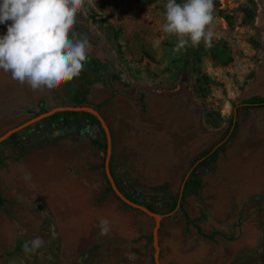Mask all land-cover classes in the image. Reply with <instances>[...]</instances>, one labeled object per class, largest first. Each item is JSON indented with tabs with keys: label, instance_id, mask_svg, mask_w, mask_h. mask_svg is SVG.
I'll use <instances>...</instances> for the list:
<instances>
[{
	"label": "rangeland",
	"instance_id": "1",
	"mask_svg": "<svg viewBox=\"0 0 264 264\" xmlns=\"http://www.w3.org/2000/svg\"><path fill=\"white\" fill-rule=\"evenodd\" d=\"M166 3L84 0L74 30L89 40L86 61L99 66L102 76L97 80L123 86L138 102L136 124L123 123L122 134L112 137L111 172L128 196L166 215L159 227L163 263L216 264L221 248L228 254L241 248L244 254L257 242L255 231L264 229V108L242 112L225 150L194 175L200 188L190 190L183 201L180 191L195 160L224 140L233 106L264 97V0H214L212 42L202 40L198 46L189 42L179 51H174L177 37L162 30ZM6 32L7 25H1L0 36ZM5 75L0 69V135L54 107L75 106V92L88 91L76 78L54 90L34 91L18 81L16 87L1 84ZM94 125L106 143L102 129ZM61 145L49 161L48 186H43L49 203L45 210L51 216L47 227L35 231L51 237L31 251L38 253V264H72L87 257L81 253H104L109 248L144 250L154 264V220L107 193L104 151L90 144ZM77 166L81 169L75 173ZM58 181L78 190L65 193L64 185L53 187ZM64 194L69 202H64ZM178 201L205 234L224 236L218 237L219 244L187 226L177 210H169ZM101 219L109 222L104 236L99 234ZM17 250H23L22 241ZM0 262L7 264L9 258Z\"/></svg>",
	"mask_w": 264,
	"mask_h": 264
},
{
	"label": "crops",
	"instance_id": "2",
	"mask_svg": "<svg viewBox=\"0 0 264 264\" xmlns=\"http://www.w3.org/2000/svg\"><path fill=\"white\" fill-rule=\"evenodd\" d=\"M3 80L4 83L1 84L13 83L14 87L18 83L12 77H7L6 75ZM91 80V83L88 82L87 84V94L85 97L80 98L82 106L92 107L95 110L98 107L99 109L101 108V115L109 126L112 137H114V133L117 135L122 134L123 123L132 126L131 123L133 122L135 125L138 117V102L136 99L133 100L129 97L123 86L108 85L104 81L94 80V78ZM2 90L0 88L1 95ZM21 109H17V114L21 112ZM2 118L3 115H0V122ZM43 125L38 128L29 127L30 132L28 131L29 133L27 132L26 135H18L20 134L18 133L14 139L3 144L0 143V197L5 201L4 206L0 207V259L8 257L9 263L7 262V264H38V258L35 259L38 253L33 255L31 251L25 252V248H29L31 241L36 237L41 238L44 242L51 237V233H49L50 237L47 238H43L42 235L39 236L40 232L35 231V228L44 227L45 225L47 227V222L51 216L49 211L45 210L46 207H49V203L44 196V192L47 189L43 186H48L46 177L49 174V161L57 156L56 152H59V149L62 148L61 144H90L91 148H96L97 150V146L93 145L92 141L102 143L100 139L102 135L99 129L88 119L67 118L60 119L55 125ZM78 153L80 156L82 155L81 152ZM95 154H97V151H95ZM80 167L70 168L75 172V170H80ZM7 176L9 177V185L7 184ZM17 177H20L19 181ZM57 185H64L65 189L63 190L65 193L71 188L74 191L78 190L76 186L67 187L65 181L63 183L58 181L53 184V187ZM53 189L56 190V188ZM64 196L65 194L63 195L64 202H67L68 200ZM179 201L174 211L178 210ZM258 206L256 205V208ZM44 216L47 218L46 221L43 219ZM187 226L193 228L191 225ZM236 230V233L241 237V229L237 228ZM218 237L223 238L224 236L221 233H217L213 241L206 240L219 244ZM251 238L253 239V237ZM254 239L257 241L256 244L252 245L250 250L244 254L241 248L237 250V253L230 254L226 253L224 248H221L215 254L216 264H264V247L260 249L264 244V229H261V227L260 230L257 229ZM20 241L23 242V250L19 251L17 248ZM253 246H257V248ZM87 252L86 254H80L81 256L82 254L84 256L87 255V259H84V257L82 259L80 256V261H74L72 264H150L144 250L141 253H135L125 248L121 250L109 248L104 250V253L103 251L93 252L91 250ZM99 252L103 253L104 256L99 257L101 255ZM41 255L43 259H49V255ZM160 263L164 264L161 251ZM0 264L2 263L0 262ZM40 264L45 263L42 261ZM170 264L178 263L170 260Z\"/></svg>",
	"mask_w": 264,
	"mask_h": 264
},
{
	"label": "clouds",
	"instance_id": "3",
	"mask_svg": "<svg viewBox=\"0 0 264 264\" xmlns=\"http://www.w3.org/2000/svg\"><path fill=\"white\" fill-rule=\"evenodd\" d=\"M83 6L84 0H0V25H7L0 36V69L34 91L54 90L79 77L90 47L88 38L74 30ZM213 11L214 0H167L162 30L177 37L174 51L189 42H212ZM98 227L101 236L110 231L106 219ZM44 243L36 237L25 252Z\"/></svg>",
	"mask_w": 264,
	"mask_h": 264
},
{
	"label": "trees",
	"instance_id": "4",
	"mask_svg": "<svg viewBox=\"0 0 264 264\" xmlns=\"http://www.w3.org/2000/svg\"><path fill=\"white\" fill-rule=\"evenodd\" d=\"M81 94L82 93H80V92L75 94V96H76L75 97L76 98V105L75 106H82V102L80 100V97H82V96H80ZM233 108H234V116L232 117V119L229 122V126H228L227 131L225 132V135H224V140L221 143H219L217 146L205 151L201 155V157L197 158L195 160V162L193 163L192 170L189 174V178L185 181L184 186H183L182 198H181L182 201L184 199V196L190 190L196 191L197 189L200 188V182L194 178V175L196 174V172L200 168H202L203 166H206L210 160L215 159L220 152H223L225 150L227 144L235 136L237 129L239 127L238 119H239L241 113L244 111H249V110L263 109L264 108V97L250 98V99L243 100L239 104L233 106ZM61 118L88 119L91 123L99 126V122L97 121V119L89 113H85V112H59V113L53 114L52 116H50L46 119L39 121L38 123L34 124L31 127L35 128L39 125L49 123V122H54V121H57ZM16 135H17L16 133L11 135L7 140L3 141L1 144L6 143L7 141L13 139ZM92 144L97 146L98 149L103 150L105 152L106 143H99L98 141H92ZM102 168H103V165H102ZM106 181H107V179H106ZM115 183H116V186L119 188L120 192L123 193L129 200H131L134 203H138L135 199L131 198L123 190L120 189L119 183L116 179H115ZM106 191H107V193H112L115 196V194L113 193L108 181H107ZM118 201H120V200L118 199ZM4 202L5 201L0 197V207L4 206ZM122 204L124 206H126L124 203H122ZM176 205H177V203L174 202L171 205L169 210L174 211V209L176 208ZM145 206L151 212H157L152 206H147V205H145ZM126 207H128V206H126ZM177 212L181 213L183 215V217L186 221V224L193 226V228H195L196 232L200 236H202L205 239L211 240V241L214 240V237L217 235V233H213L211 235L204 234L203 231L201 230V228L197 224L198 220L197 219H191L189 217V215L186 213L185 209L182 207V205L179 206ZM148 240H149V238H148Z\"/></svg>",
	"mask_w": 264,
	"mask_h": 264
},
{
	"label": "water",
	"instance_id": "5",
	"mask_svg": "<svg viewBox=\"0 0 264 264\" xmlns=\"http://www.w3.org/2000/svg\"><path fill=\"white\" fill-rule=\"evenodd\" d=\"M59 112H85L93 115L97 121L99 122L106 142V150L103 153L104 157V175L113 191L115 196L126 206L137 210L146 216L152 218L154 220V227L152 229V247H153V262L154 264H161L160 263V246H159V227L161 224V221L163 220L166 215H162L158 212H151L145 205L134 203L131 200H129L123 193L120 192L119 188L116 186L115 179L111 172V155H112V136L109 129V126L107 125L104 118L99 114V112L92 107L87 106H57L54 107L44 113H41L26 122L22 123L21 125H18L17 127H14L7 132H5L3 135L0 136V143L5 141L7 138H9L11 135L18 133L19 131L29 128L33 126L34 124L38 123L39 121L46 119L50 116H52L55 113ZM184 186V184H183ZM183 186L181 187L180 191V197L182 196V190ZM264 244L260 247V249H263Z\"/></svg>",
	"mask_w": 264,
	"mask_h": 264
},
{
	"label": "flooded vegetation",
	"instance_id": "6",
	"mask_svg": "<svg viewBox=\"0 0 264 264\" xmlns=\"http://www.w3.org/2000/svg\"><path fill=\"white\" fill-rule=\"evenodd\" d=\"M0 27H1V25H0ZM3 27V26H2ZM5 27V26H4ZM102 72H100V69H99V66H97V65H95V64H93V63H88V61H85V67H84V70L81 72V74H80V76L79 77H77L76 79L77 80H80L81 82H80V85H83V86H87V84H88V82H90V81H92L91 79H93V77H94V80H96V79H98V77H101L102 75ZM6 76L7 77H11V74L10 73H6ZM91 83V82H90ZM89 83V84H90ZM79 91H76L75 92V94L76 93H78ZM81 93V92H80ZM86 93V92H85ZM84 92L80 95V96H82V97H85V95L87 94H85ZM81 98V97H80ZM101 115V114H100ZM14 116H17V115H14ZM102 116V115H101ZM61 119H67V118H61ZM60 120V119H59ZM59 120H57V121H54V122H49V123H47L48 124V126L50 125V124H52V125H55V124H57L58 122H59ZM105 120V119H104ZM46 124V123H45ZM93 124V123H92ZM40 126V125H39ZM98 127H100L101 128V126H100V124H99V126ZM102 129V128H101ZM16 134H18V133H16ZM17 136V135H16ZM15 136V137H16ZM14 137V138H15ZM13 138V139H14ZM8 139V138H7ZM6 139V140H7ZM111 163V162H110ZM110 166H111V164H110ZM185 183V182H184Z\"/></svg>",
	"mask_w": 264,
	"mask_h": 264
}]
</instances>
